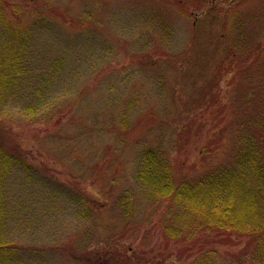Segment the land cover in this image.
Returning <instances> with one entry per match:
<instances>
[{
    "label": "trees",
    "instance_id": "trees-1",
    "mask_svg": "<svg viewBox=\"0 0 264 264\" xmlns=\"http://www.w3.org/2000/svg\"><path fill=\"white\" fill-rule=\"evenodd\" d=\"M204 1L208 3V0ZM41 4L46 6L42 7ZM203 8L199 5L196 10L199 12ZM232 9L223 35L227 44L224 67L231 76L228 89H221L218 96L212 97V102L192 109L187 122L177 133L183 142L185 138L192 137L198 140L195 152L182 156L175 150L176 157L173 158L165 147L162 135L155 144L158 121L153 124L154 111L139 102L144 95L140 90L135 102H127L118 111V123L96 131L116 136L115 142L119 140V144L128 140L133 142L128 177L134 189L119 191L121 195L117 194L114 205V208L121 210L127 225L120 236L116 230L109 234L112 236L109 238L114 240L118 237L124 243L105 242L104 239L105 243L100 241L96 247L85 246L83 253L76 252L77 243L69 240L56 242L54 248L48 251L34 247L28 252L18 242L0 233V264H45L49 255L55 258L50 264H60L64 260L65 264L145 263V255H139L143 252L130 255L131 251L124 246L128 245L126 241L129 237H141L148 227L147 218L141 215L144 201L156 210L154 230L172 233L174 238L190 245L191 253L188 255H192L193 260L189 264H219L216 260L219 247L239 249L238 255L244 259L243 264H264V41L254 47L247 38L248 27L256 25L264 33V3L252 10L251 13H257L252 17L240 16L237 12L239 5ZM152 10L154 13L149 12L139 19L150 33L149 55H145L146 59L136 71L158 83L161 81L158 79L164 75L162 68L166 57H171L177 45L172 42L171 28L161 16V11L155 4H152ZM96 20V12L87 7L82 14L73 15L69 9L48 4V0H0V89H3L0 100L8 99L10 90H17L20 86L21 94L28 86L30 96L21 97L26 102H33H25L22 113L42 122H54L55 129L60 128L66 117L72 114V108L68 107V101L56 106L47 105V93L51 87L53 92L55 81L63 80L64 70L69 73V49L80 52L87 40L95 38L97 34L90 27ZM233 20L235 24H232ZM66 28L74 36L72 41L63 31ZM160 31L168 37L167 41ZM53 44H59L63 49L57 51L53 49ZM89 47L92 48L91 42L87 47L85 45L87 50L91 49ZM59 53H63V57H59ZM40 66L43 69L36 72ZM236 91L239 94L234 98ZM86 95L87 91L83 90L74 99L78 101ZM3 130L0 123L1 186L7 180L14 184L18 174L28 175L34 168L28 159V149L24 150L19 143L10 149L3 137ZM181 143L176 142L175 147ZM184 146L182 143L180 148ZM108 158L98 161L94 167L104 172L111 169L110 189H99L111 198L115 194L114 185L119 188L122 184L119 178L124 172L120 171L122 162L113 165L116 160L111 156ZM42 167L45 171L48 168ZM51 170L49 167L48 171ZM52 172V176L47 177L38 167V178L50 183L61 196L80 208L85 218H90V213L102 210L104 205L89 206L86 194L68 186L72 181V186L80 191L73 183L76 181L74 177V181H56L54 175L60 172ZM3 185L4 190L1 188L0 191V232L11 221V215H17V212L8 213L2 203L11 191L7 184ZM89 186H95V183ZM129 232L131 234L127 235ZM102 244L104 246L99 247ZM33 255L38 261L31 260Z\"/></svg>",
    "mask_w": 264,
    "mask_h": 264
},
{
    "label": "rangeland",
    "instance_id": "rangeland-1",
    "mask_svg": "<svg viewBox=\"0 0 264 264\" xmlns=\"http://www.w3.org/2000/svg\"><path fill=\"white\" fill-rule=\"evenodd\" d=\"M263 3L264 0H208V3L203 0H48V4L69 9L73 15L82 14L86 7L94 10L98 20L90 29L100 38L95 36L87 40L80 52L69 49V73L64 70L63 80L55 81L53 92L51 87L47 93V105L56 106L57 103L68 101V107L72 108V114L66 117L60 128L55 129L54 122H42L22 113L26 103L33 102H26L21 97L30 96L31 89L28 86L21 94L20 86L17 90L12 89L8 99L0 100V123L3 124L6 143L10 149L16 143L21 144L24 150L28 149V159L34 167L28 175L18 174L14 184H10L9 180L3 181L2 186L0 184L1 192L4 190L3 184L11 188L9 196L2 200L6 211L10 214L17 212L16 216V213L11 215V221L2 227L0 233L18 242L26 251L34 247L48 251L54 248L56 242L73 240L77 243L74 250L84 253L85 246L96 247L100 241L123 240L118 237L113 240L109 234L116 230L120 236L127 225L121 210L114 208V205L117 194L121 195L119 191L134 189L128 177L133 142L128 140L127 144H119V140L115 142L116 136L96 131L118 123V111L127 102H135L140 90L144 95L139 98V102L154 111L153 124L158 121L155 126V144L161 139L159 135H162L165 147L173 158L176 157L173 152L175 150L182 156L195 152L198 140L192 137L185 138L183 142L177 133L187 122L192 109L212 102V97L218 96L221 89H228L231 76L224 67L227 51L223 39L226 33L225 22L232 15V7L239 5L237 12L240 16L252 17L257 14L251 13L252 10ZM152 4L161 11V16L171 28L172 42L177 45L171 57H166L162 68L164 75L158 79L161 80L158 83L136 71L146 59L145 55H149L150 33L139 19L149 12L154 13ZM199 5L204 8L197 12ZM235 22L233 20L232 24ZM63 31L72 41L74 36L69 28ZM159 33L167 41L168 37L161 31ZM247 38L255 47L264 41V33L256 25L248 27ZM89 42L92 48L87 50L85 45L87 47ZM53 49L60 51L63 46L53 44ZM58 56L63 57V53ZM41 69L42 66L36 68V72ZM83 90L87 91L86 97L76 101L74 97L79 96ZM2 92L3 89H0V97ZM237 94L236 91L234 98ZM178 141L185 146L180 148L181 143L176 148L175 143ZM108 156L116 160L114 164L112 162L113 165L122 162L120 171L124 172L119 178L122 184L119 188L114 185L115 194L111 198L99 190L101 187L110 189L111 169L104 172L94 167L103 158L109 159ZM42 166L48 167L46 171ZM38 167L47 177L52 176V171H59V175H54L56 181H71L74 177L76 181L72 179L73 183L81 192L72 186V181L71 186H68L78 193L86 194L89 206L94 207L96 204L104 207L94 215L90 213V218H85L80 208L67 197L61 196L50 183L38 178ZM49 167L51 171H48ZM92 182L95 186H89ZM142 204L141 215L147 218L148 227L141 237L131 236L126 241L128 245L124 246L131 251L130 255L143 252L139 255H145V263L140 264H189L193 260L192 255H188L191 253L190 245L174 238L172 233L154 230L156 210L153 207L151 209L145 201ZM102 246L104 244L99 247ZM218 249L220 252L216 260L219 264H243L244 259L238 255L239 249ZM31 257V260L38 261L35 255ZM47 259L49 262L46 260L45 264L55 260L51 255ZM60 264H65V260Z\"/></svg>",
    "mask_w": 264,
    "mask_h": 264
}]
</instances>
